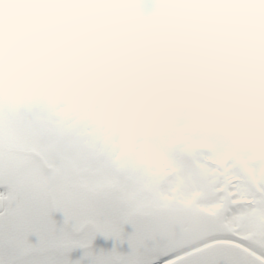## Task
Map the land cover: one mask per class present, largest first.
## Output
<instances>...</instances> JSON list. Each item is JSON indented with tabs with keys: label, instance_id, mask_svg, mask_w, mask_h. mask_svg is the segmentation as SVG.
I'll list each match as a JSON object with an SVG mask.
<instances>
[{
	"label": "snow or ice",
	"instance_id": "snow-or-ice-1",
	"mask_svg": "<svg viewBox=\"0 0 264 264\" xmlns=\"http://www.w3.org/2000/svg\"><path fill=\"white\" fill-rule=\"evenodd\" d=\"M58 2L67 29L51 37L50 53L40 51L36 36L22 45L10 42L6 50L0 33V264H264V111L257 105L264 56L254 50L234 56L225 44L210 46L206 55L245 79L253 94L216 123L193 126L203 111L195 102L204 87L194 78L197 60H177L167 45L157 43L155 67L148 69L180 89L184 108L181 119L134 133L126 127L131 113L115 107L126 84L107 73L117 38L130 30L123 17L117 24L109 15L126 5L123 0ZM169 8L172 36L193 30L183 20L187 6ZM150 24L145 16L144 25ZM136 27L140 33L139 19ZM129 50L142 51L143 44L129 41L120 54ZM28 53L40 68L28 70L31 79L18 59ZM55 86L71 89L66 104L54 106ZM34 104H47L46 118L53 121L76 114L70 130L84 148L59 174L50 169L69 154L58 144L51 158L45 157L42 136L24 121L26 108ZM235 136L238 147L231 143ZM179 142L206 168L214 193L201 206L196 222L202 238L196 242L163 227L156 209L165 205L151 195L152 176L169 167L171 146Z\"/></svg>",
	"mask_w": 264,
	"mask_h": 264
},
{
	"label": "rangeland",
	"instance_id": "rangeland-1",
	"mask_svg": "<svg viewBox=\"0 0 264 264\" xmlns=\"http://www.w3.org/2000/svg\"><path fill=\"white\" fill-rule=\"evenodd\" d=\"M177 3L187 6L183 20L192 26V31L186 32L183 36L171 35L175 26L170 17L171 9L163 14H148L147 16L151 18L150 26L158 33L157 37L142 41L143 36L138 38L137 40L141 43L144 42L142 51H136L129 58H123L116 68L109 69L107 64L109 77L126 84L125 94L116 102L115 107L126 108L131 113V118L126 121V127L131 132L143 134L149 129L181 119L184 102L180 89L175 84L166 83L160 72L138 67L157 43L167 45L172 52L176 53L177 60L190 58L197 60L194 78L202 82L204 87L195 97V102L203 108V111L200 120L193 121V126L196 123L201 125L216 123L221 117L230 115L253 94V88L245 79L236 73H230L224 68L219 58L214 60L206 53L210 46L222 43L234 56L245 55L253 50L257 56H264V47L260 46V42L264 41V34H261L264 28L255 11L264 5V0H172V5ZM248 3L256 7H245ZM209 5H215V7ZM0 10L4 15V17L0 16V30L5 48H8L10 42L22 45L29 38L28 33L30 37H38L40 31L60 36L67 29L63 14L59 18L61 23L59 19H56L52 28L49 24H42L36 20L31 21L33 26L24 22L23 19L31 18L27 11L43 21L37 7L29 0H0ZM133 10L132 8L128 10L115 8L110 15L112 19L121 17L133 19ZM15 11L20 12L19 19L22 21L14 17ZM14 29L18 37L14 35L12 31ZM42 53L47 54L44 51ZM29 54L31 53L25 55L28 56L30 63L24 55L18 59L21 68L31 79L28 70L39 71L40 68L37 57ZM72 96L71 89L63 86L53 87L50 93L54 106L66 104ZM257 105L264 111V88L257 93ZM47 111V104L28 106L24 112V121L30 129L42 136L44 141L42 150L46 158H51V152L56 145L64 146L70 160H58L54 164V166H61V173L71 167V160L83 151L84 144L82 138L70 130V124L76 120V114L65 113L53 121L46 118ZM237 137L235 136L231 143L238 147L240 140ZM171 147L169 167L157 170L152 176L151 195L156 201L158 199L161 202H172L179 206L188 204L192 198L196 197L191 208V211L195 213L213 198L206 202L205 197L197 192L201 189L203 194L213 193L206 183L207 170L194 158L183 142L174 143ZM193 170H197V174ZM198 227L199 225L195 226V228ZM173 235L177 237L198 235L202 238L198 230L186 234L180 231V234Z\"/></svg>",
	"mask_w": 264,
	"mask_h": 264
},
{
	"label": "flooded vegetation",
	"instance_id": "flooded-vegetation-1",
	"mask_svg": "<svg viewBox=\"0 0 264 264\" xmlns=\"http://www.w3.org/2000/svg\"><path fill=\"white\" fill-rule=\"evenodd\" d=\"M29 2L33 3L37 7L38 14H40L41 15L40 17L43 19V21L39 20L37 17H35V15H33L31 12L27 11L28 15H30V17H31V18L28 17V20H27L30 23H31L32 20H36V22L40 21V22H42V24L47 23L52 28V24L55 22V20L61 18V16H62V8L60 7V4H59L58 0H29ZM29 5H30V3H29ZM115 8H117V9H125V8H120V7H114L112 9V11H114ZM125 10H128V9H125ZM15 15H20V12L15 11ZM109 19L113 23H115L116 20H118V21L121 20V18L120 19H112L111 15H109ZM124 20L126 21V23L130 27L131 19L130 18L129 19L124 18ZM59 22H60V19H59ZM38 30H40V28H38ZM49 35H51V32L40 31V36L38 37V39L41 42L40 43V51H42V52L43 51L47 52V53L51 52V50L46 49V47H45L46 46L45 42H46V40H47ZM175 213H177V215H178V225H172L171 230L169 229L170 233H172V234L179 233L180 234V231H181L182 234H186L187 232L190 233L191 231L198 230V228L195 229V224L192 223V222H191L190 225H187L185 222H179V219L180 220H184L185 219V215L182 212L181 208H177V212L172 211V213L170 214L171 218H172V222L174 220ZM182 237L189 238L190 242H196L197 240L200 239V238H198L199 237L198 235H195V236L185 235V236H182Z\"/></svg>",
	"mask_w": 264,
	"mask_h": 264
},
{
	"label": "water",
	"instance_id": "water-1",
	"mask_svg": "<svg viewBox=\"0 0 264 264\" xmlns=\"http://www.w3.org/2000/svg\"><path fill=\"white\" fill-rule=\"evenodd\" d=\"M126 6L137 8L143 11H153V10H165L170 3V0H123ZM51 173L54 175L52 168L50 169ZM158 216L163 219V227L167 230L168 225L170 224L169 215L167 214L164 208L156 209Z\"/></svg>",
	"mask_w": 264,
	"mask_h": 264
},
{
	"label": "clouds",
	"instance_id": "clouds-1",
	"mask_svg": "<svg viewBox=\"0 0 264 264\" xmlns=\"http://www.w3.org/2000/svg\"><path fill=\"white\" fill-rule=\"evenodd\" d=\"M210 7H215V5H209ZM255 11L258 13L259 18H260V23L262 28H264V5H261L259 8L255 9ZM133 19L137 20L139 19L141 22V27H140V33L145 39H155L158 35L151 26H146L144 25V17L138 16L136 14V10H133ZM261 34H264V31H262ZM151 61L149 64L148 61ZM156 60L152 54V52H148L146 54V59L142 61L141 63L138 64V67L141 69H148L149 67H155Z\"/></svg>",
	"mask_w": 264,
	"mask_h": 264
}]
</instances>
